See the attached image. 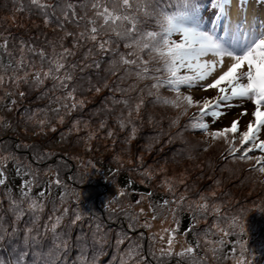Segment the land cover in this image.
<instances>
[{
	"label": "rangeland",
	"instance_id": "374dc122",
	"mask_svg": "<svg viewBox=\"0 0 264 264\" xmlns=\"http://www.w3.org/2000/svg\"><path fill=\"white\" fill-rule=\"evenodd\" d=\"M168 1L150 0L153 15L139 14L138 27L159 31L155 13L181 8L180 0ZM236 1L257 32L264 0ZM3 2L0 163L15 164L0 177V264H237L242 250L245 264H264V173L211 136L238 117L240 131L254 119L253 103L232 100L217 120L204 119L206 131L195 128L198 107L182 98L202 104L217 91L199 84L180 85L179 93L166 83L153 88L152 77L166 80L167 73L148 50L138 59L131 41L111 32L98 37L110 41L106 52L81 38L93 15L90 0H40L44 8ZM176 35L171 39L179 42ZM121 58L148 60L149 72L138 76L143 65ZM57 62L64 65L59 72ZM63 72L71 75L65 87ZM185 74L194 73L181 69ZM75 184L86 185L70 188ZM181 215L197 227L187 239L177 231Z\"/></svg>",
	"mask_w": 264,
	"mask_h": 264
},
{
	"label": "snow or ice",
	"instance_id": "6c2138e0",
	"mask_svg": "<svg viewBox=\"0 0 264 264\" xmlns=\"http://www.w3.org/2000/svg\"><path fill=\"white\" fill-rule=\"evenodd\" d=\"M209 3H212V0H209ZM226 3L227 0H216V7L224 8ZM31 4L39 8L45 7L40 3V0H31ZM71 7L69 5V8ZM89 7L93 15L87 20L85 31L80 34L81 38L86 37L96 42L100 51L106 52L110 41H99L98 37L111 32L117 36L128 38L131 42L127 46L137 50L131 55H137L138 59L139 51L148 50L152 59L163 63L167 73L166 80H162L160 77H152L157 81L152 85L153 88H159L166 83L179 93L180 85L194 87L199 84L202 91H217L214 100L205 99L202 104L200 102L194 103L191 96L182 98L186 107L199 108L198 118H193L196 121L192 125L193 127L206 131L208 124L203 122L204 118L210 116L213 121L217 120L223 115L222 112L218 111L222 104L230 107L228 102L234 99L251 101L254 105V110L251 113L254 119L247 124V130L239 131L240 119L238 117L231 122L230 126L211 133V136L213 139L224 140L228 145L229 155L236 157V154L240 153L237 158L241 161L254 159L256 165L259 166L258 171L264 173V155H249L256 150L264 153V139H260L261 129H264V32H261L244 48L240 50L232 48L230 50L229 47L218 42L211 33L200 28L196 15L197 6L191 0H184V7L186 8L184 12L172 15L164 12L155 13L160 30L147 32L142 31L138 24L140 22L139 14L153 15L154 10L149 11L150 0H90ZM72 16H76L74 10ZM64 18L68 19V16L65 14ZM173 33H180L181 40L179 42L171 39ZM68 54L71 55V52ZM209 55L214 59H202ZM225 58L229 60L227 64ZM121 62L124 65H137V59L121 58ZM148 63V60H140V65L143 67L137 73L138 76H143L149 72ZM63 67V63L57 62V71ZM181 69H187L194 74L179 75ZM160 70V68L153 69L156 72ZM217 71L220 72L218 76H215L208 83H202L209 81V78L213 77ZM55 78L59 79V77ZM36 80L38 83L42 82L39 74H37ZM67 80H71V75L66 73L61 81L62 87L66 86L65 81ZM96 90L99 91L98 88ZM69 96L71 97V93ZM163 102L170 103L166 100ZM142 104L143 99L141 98L134 111L138 112ZM72 106L75 107L76 105L73 104ZM239 115L247 116L248 113L243 112ZM237 133H239L238 136ZM3 175V172H0V177ZM3 183L4 180L0 178V184ZM42 195L43 193H41ZM25 198H27V192H25ZM31 207L37 206L31 205ZM201 207L206 209L207 205ZM76 219L79 220L80 217L77 216ZM54 229L55 225H53ZM169 246H171V241H169ZM185 252L190 255L193 249L187 248ZM183 254L185 253L181 255ZM237 264H245L243 250L240 252Z\"/></svg>",
	"mask_w": 264,
	"mask_h": 264
},
{
	"label": "trees",
	"instance_id": "16d2710c",
	"mask_svg": "<svg viewBox=\"0 0 264 264\" xmlns=\"http://www.w3.org/2000/svg\"><path fill=\"white\" fill-rule=\"evenodd\" d=\"M3 1H5V0H0V4L3 6L4 5V3L5 2H3ZM47 41H48V38L46 37L45 38ZM54 39V38H53ZM60 70H58L57 72H59ZM67 72H63L62 74H63V76L66 74ZM61 74V75H62ZM63 79V78H62ZM98 88H100L101 87V85H98L97 86ZM144 120H145V118H144ZM147 120V119H146ZM145 120V121H146ZM139 125H140V127H141V124L138 122V121H136V119L134 120V122H133V129L134 130H138L139 129ZM142 128V127H141ZM106 159H108V158H106L105 157V159L104 160H106ZM13 164H15L14 163V161H11V160H8L7 162H4V163H0V172H3L4 173V171L5 170H8L10 167H12L13 166ZM103 165H104V163H102ZM117 175H120V176H123V177H126L127 178V174H125V173H119V174H117ZM41 180H42V178H40V183H42L41 182ZM129 186H131V187H136V185L134 184V183H129ZM70 188H74V189H81L82 187L81 186H75V185H73V186H71ZM52 190H55V188L53 187L52 188ZM128 190H130V188L129 189H126V191H128ZM101 192H102V189H101ZM60 193V192H59ZM66 205H68V204H70V201H69V203H65ZM72 205H74V206H77L78 205V202H72ZM87 206H92L93 208H94V205H93V201H91L90 199H88V204H87ZM87 206H85L84 208H86ZM94 209H96V208H94ZM96 210H99L98 208L96 209ZM177 219H178V224H177V231L178 230H180L183 234H187L188 235V237L186 236V235H184V238L185 239H187V238H189V235L190 234H193V228H195L196 230H197V227H192V222H193V220L190 218V216L189 215H181V216H177ZM189 246V248H191L192 246H195V243L193 242V241H189V244H188ZM208 250V249H207ZM81 264H83L82 262H81Z\"/></svg>",
	"mask_w": 264,
	"mask_h": 264
},
{
	"label": "clouds",
	"instance_id": "9594fccd",
	"mask_svg": "<svg viewBox=\"0 0 264 264\" xmlns=\"http://www.w3.org/2000/svg\"><path fill=\"white\" fill-rule=\"evenodd\" d=\"M180 1H182V0H180ZM168 2H172V0H169ZM191 2H194V0H191ZM166 4L163 6V8H166ZM213 4H216V0H212V3H209V1H206L207 6H210ZM225 8H226V15H227V10L229 9V15L228 16H242L245 13L239 9L236 0H227V3L225 4ZM169 11H171V10H169V8H167L165 13L168 14ZM214 17H215V13L213 12V13L207 14L205 17L201 18L198 21L200 28L202 29L204 26L211 24V22H212L211 19H213ZM248 19H250L249 14L245 17L246 21ZM212 25H213V22H212ZM71 184H73V182H71ZM84 185H86V184H83V185L75 184V186H81V187H83Z\"/></svg>",
	"mask_w": 264,
	"mask_h": 264
},
{
	"label": "bare ground",
	"instance_id": "6f19581e",
	"mask_svg": "<svg viewBox=\"0 0 264 264\" xmlns=\"http://www.w3.org/2000/svg\"><path fill=\"white\" fill-rule=\"evenodd\" d=\"M262 19V26L264 25V17L261 18ZM236 21H237V17L234 18V21H233V25H232V28L235 29L236 27ZM256 25V24H255ZM258 27V30L257 32H260L261 31V27ZM252 29H253V26H252V23L250 22H243L241 23L238 27H237V30H236V33L241 37V40L243 41L244 38H245V35L246 33H250L252 32ZM254 30V29H253ZM253 32H256L255 30ZM244 48V45L243 44H240L238 47H237V50H240ZM204 60H212L214 59L213 57H211L210 55L207 56V57H204L202 58ZM229 62L228 58H225V63L227 64ZM216 73H219V71H217ZM214 73V74H216ZM146 78V77H145ZM147 83V82H145ZM144 84V83H143Z\"/></svg>",
	"mask_w": 264,
	"mask_h": 264
}]
</instances>
